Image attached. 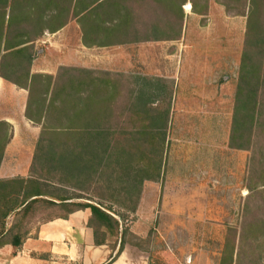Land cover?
Wrapping results in <instances>:
<instances>
[{
  "label": "rangeland",
  "instance_id": "1",
  "mask_svg": "<svg viewBox=\"0 0 264 264\" xmlns=\"http://www.w3.org/2000/svg\"><path fill=\"white\" fill-rule=\"evenodd\" d=\"M76 1L59 0L47 10V25L63 26L35 42L31 69L65 84L70 107L48 111L44 134L35 122L19 130L26 141L3 160V174L26 169V177L58 180L125 214L133 246L125 255L132 264H264V39H257L264 36V0H108L100 8L99 0ZM96 12H105L104 26L96 25ZM251 64L257 67L256 119L252 129L250 120L238 128L241 77H251ZM62 67L77 70L63 74ZM94 79L93 99L83 105L79 94H87ZM4 81L0 119L19 117L23 91L7 109V91L18 86ZM41 94H32L35 116ZM156 116L160 126L166 119L164 145L160 136L147 144L139 134ZM92 126L104 129L112 157L95 162L81 181L51 175L46 153ZM130 149L135 163L141 156L160 169L157 178L144 181L139 197L136 188L129 194L124 189L123 153ZM61 214L40 206L23 229L35 236L42 223ZM7 221L9 226L13 217ZM115 241L109 237L110 245Z\"/></svg>",
  "mask_w": 264,
  "mask_h": 264
},
{
  "label": "trees",
  "instance_id": "2",
  "mask_svg": "<svg viewBox=\"0 0 264 264\" xmlns=\"http://www.w3.org/2000/svg\"><path fill=\"white\" fill-rule=\"evenodd\" d=\"M57 1L59 0H0V77L29 91L26 116L33 122L42 125L43 134L47 128L46 123L43 121L48 111L51 112L57 109L59 112H65L70 107L72 100L71 92L65 88V84L62 85L60 82L56 84L53 76L49 73H33L31 70L36 57L35 52H33L35 42L47 30L55 32L63 26V23L54 27L47 25L48 17H52L47 10L50 6H57ZM99 1H101L98 5L100 8L108 0ZM76 3L79 5L82 0H77ZM115 5L116 8L120 6L119 3ZM102 10L104 11V9ZM95 15L97 19L96 25L99 27L104 26L103 16L105 12H96ZM257 39L261 41L264 36L260 35ZM252 52L251 62H254L256 53L255 50H252ZM256 68L255 64H251V77L246 72L241 77V90L238 92L234 116V125L238 128L246 126L250 120L252 129L256 119V106L258 104L257 92L254 89ZM75 70L77 69L72 67H62L63 74ZM79 70L91 72L85 69ZM242 71H246V63L243 64ZM95 79L92 80L90 85L87 82L90 87L86 91L87 94L85 92L79 94V99L83 102V105H85L86 100L93 99L95 94L93 85H96ZM35 89L41 90L42 93L37 102L38 115L36 116L32 113L31 103ZM49 94H53V97L48 101L45 97ZM79 115L80 112L76 113V117H79ZM159 118L156 116L153 120L151 119L152 123L144 125L139 132L147 144L151 143L152 139L159 138V136L162 145L165 143L166 119H164V124L160 126L156 123ZM104 132L103 128L92 126V129L86 128L83 133L75 134L78 139L76 136L74 140L65 143L62 148H59V146L53 147L43 157L47 161L48 172L51 175L63 173L69 179L77 180L89 177L95 162L100 165V162L106 156L110 155L112 157L113 155L110 152L112 148L111 142L107 141L108 138ZM11 136V125L6 121H0V165ZM130 151L123 153L127 157L128 165L125 168L128 170L125 174L124 181L126 186L124 189L129 194V191L136 188L139 197L144 181L157 178L160 174V169L157 166L156 170L153 169L155 166L145 162L144 157L142 159L141 156L135 163L136 156L131 149ZM98 164L97 166H99ZM95 171H98V168ZM76 191L60 186L58 180L54 181L48 178L44 179L34 176L0 178V246L11 244L16 248H20L25 240L30 237L31 233L30 229H23L24 220L40 206L45 209L58 208L62 210L63 214L56 216L62 218H68L70 214L77 210L89 209L91 215L88 225L94 231L95 244L98 246L108 245L111 249L109 257L103 264L115 262L124 251L126 243H129L126 240V234L130 230L123 223L127 216L121 212H114L112 206H105ZM129 209L135 212L137 202ZM11 216L13 217V223L8 226L7 219ZM109 237L116 238L115 245L109 244Z\"/></svg>",
  "mask_w": 264,
  "mask_h": 264
},
{
  "label": "crops",
  "instance_id": "3",
  "mask_svg": "<svg viewBox=\"0 0 264 264\" xmlns=\"http://www.w3.org/2000/svg\"><path fill=\"white\" fill-rule=\"evenodd\" d=\"M4 80L0 77V87L4 86ZM17 88L18 90L10 88L7 91L8 102L5 106L7 109L13 108L16 95L22 93L20 91H23L21 95L23 103L25 98V105L21 108L19 117L6 116L0 119V121L8 122L12 128V136L6 145L0 165V178L26 177V169L13 171L6 176L3 174L2 167L3 160L10 153L16 155L19 151L20 147L17 143L26 141L25 135L18 134V131L31 127L30 122H33L26 116L29 91L19 86ZM88 211L90 210H77L68 218L54 217L45 221L40 225L37 235L28 237L20 248L11 244L0 246V264H103L109 257L111 249L108 245L95 244L94 231L88 225L91 215ZM131 247L133 246L130 242L126 243L124 251L112 264H132L130 256L125 255ZM141 264L148 263L143 260Z\"/></svg>",
  "mask_w": 264,
  "mask_h": 264
}]
</instances>
